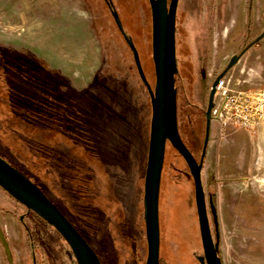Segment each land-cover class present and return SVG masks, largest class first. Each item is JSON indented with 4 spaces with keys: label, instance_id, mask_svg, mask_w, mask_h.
<instances>
[{
    "label": "rangeland",
    "instance_id": "rangeland-1",
    "mask_svg": "<svg viewBox=\"0 0 264 264\" xmlns=\"http://www.w3.org/2000/svg\"><path fill=\"white\" fill-rule=\"evenodd\" d=\"M113 5L153 88L148 1ZM177 18V127L199 160L210 87L264 32V0H181ZM223 80L230 90L264 89V36ZM212 117L201 183L216 193L218 256L264 264V122L248 131ZM150 120L148 93L102 0H0V156L44 191L101 264H145ZM24 212L0 188V264L4 243L14 264H76L58 233ZM158 221V264H201L193 181L169 143Z\"/></svg>",
    "mask_w": 264,
    "mask_h": 264
},
{
    "label": "water",
    "instance_id": "water-1",
    "mask_svg": "<svg viewBox=\"0 0 264 264\" xmlns=\"http://www.w3.org/2000/svg\"><path fill=\"white\" fill-rule=\"evenodd\" d=\"M151 14V54L154 68V86L148 83L142 70L136 47L123 30L118 13L111 8V16L128 46L141 83L144 85L151 106L147 161L143 183V219L147 256L145 264L159 263V221L158 196L160 175L166 143L186 163L194 185V199L198 228L203 251L201 264H221L217 247L213 242L206 212L205 198L201 183V168L206 152L210 122L213 119V99L216 85L225 73L250 46L258 42L264 32L246 46L238 55L232 56L223 72L213 81L209 90L205 111V134L201 157L197 163L180 138L176 118L175 75V13L177 0H148ZM0 188L16 202L24 206L52 227L68 245L76 264H101L98 257L76 228L44 193L15 167L0 157ZM2 243H4L2 239ZM3 246H6L3 244ZM7 249V248H6Z\"/></svg>",
    "mask_w": 264,
    "mask_h": 264
},
{
    "label": "built area",
    "instance_id": "built-area-1",
    "mask_svg": "<svg viewBox=\"0 0 264 264\" xmlns=\"http://www.w3.org/2000/svg\"><path fill=\"white\" fill-rule=\"evenodd\" d=\"M213 116L221 126L255 131L264 122V89L230 90L221 78L216 85Z\"/></svg>",
    "mask_w": 264,
    "mask_h": 264
},
{
    "label": "flooded vegetation",
    "instance_id": "flooded-vegetation-1",
    "mask_svg": "<svg viewBox=\"0 0 264 264\" xmlns=\"http://www.w3.org/2000/svg\"><path fill=\"white\" fill-rule=\"evenodd\" d=\"M103 2H104V4L106 5V7L108 8V10L111 12V8H114V5H113V0H102ZM148 1V0H147ZM169 2H170V0H167V5H169ZM180 2H181V0H177V3H176V13H175V45H176V36H177V31H178V28H177V26H178V18H177V12H178V10H179V6H180ZM148 4H149V2H148ZM188 5V4H187ZM190 6H192V5H188V8L190 7ZM150 7V6H149ZM115 9V8H114ZM255 40V39H254ZM253 40V41H254ZM252 41V42H253ZM252 42H250V43H252ZM249 43V44H250ZM249 44H247V46L249 45ZM256 43H254L253 45H255ZM252 45V46H253ZM251 47V46H250ZM249 47V48H250ZM176 49V48H175ZM176 58V57H175ZM211 88V87H210ZM175 91H176V88H175ZM176 96H177V91H176ZM204 134H205V128H204ZM182 140V139H181ZM203 140H204V137H203ZM203 140H202V147H203ZM167 144V143H166ZM185 145V144H184ZM207 146H208V144H207ZM202 147H201V152H202ZM188 149V148H187ZM188 151L191 153V155L193 156V158L195 159V161L198 163L199 162V160H200V158H199V160H197L196 158H195V156L193 155V153L188 149ZM206 152H207V148H206ZM206 152H205V155H204V157L206 156ZM1 157V156H0ZM200 157H201V155H200ZM1 158H3V157H1ZM182 158V157H181ZM5 161H7L5 158H3ZM203 160H204V158H203ZM8 162V161H7ZM10 165H12L11 163H9ZM186 164V163H185ZM13 166V165H12ZM187 166V165H186ZM14 167V166H13ZM202 167H203V163H202ZM16 168V167H15ZM188 168V167H187ZM17 169V168H16ZM202 169V168H201ZM18 170V169H17ZM188 171H189V169H188ZM189 174H190V171H189ZM190 176H191V174H190ZM192 178V177H191ZM30 180V179H29ZM192 181H193V179H192ZM33 183V182H32ZM193 187H194V185H193ZM2 190V189H1ZM4 192V191H3ZM203 192H204V198H205V205H206V212H207V217H208V221H209V226H210V221H211V223H212V227L210 228V231H211V236H212V239H213V242H214V244L216 245V247H217V253L219 252V245H218V241H219V238H220V236H219V231H218V225H217V222H216V220H217V212H216V208H215V205H214V203H213V201H214V199L216 198V193H213V192H211V191H208V192H206L205 193V191L203 190ZM5 193V192H4ZM6 194V193H5ZM8 195V194H7ZM10 197V196H9ZM11 198V197H10ZM12 199V198H11ZM13 201H15L14 199H13ZM15 203L17 204V205H20L21 207H23L24 208V210H25V212L23 213V215H25V214H32V215H34L35 217H37V218H39L38 216H36L34 213H32L31 211H27V209L24 207V206H22L21 204H19L18 202H16L15 201ZM196 208V207H195ZM60 211V210H59ZM61 212V211H60ZM21 217V219L23 220V216H20ZM39 219H41V218H39ZM42 220V219H41ZM68 220V219H67ZM144 220V219H143ZM42 222H44L43 220H42ZM45 223V222H44ZM26 229V228H25ZM27 236H28V238H29V236H30V234L28 233V231H27ZM59 235V234H58ZM60 236V235H59ZM82 236V235H81ZM61 237V236H60ZM83 237V236H82ZM62 238V237H61ZM84 238V237H83ZM84 240L86 241V239L84 238ZM5 242V241H4ZM87 242V241H86ZM66 243V242H65ZM6 246H3V249H4V253H5V260H6V264H14V261H13V259H12V256H11V253H10V250H9V246L6 244V243H4ZM87 244L90 246V244L87 242ZM6 247H7V249H6ZM91 247V246H90ZM91 249L94 251V249L91 247ZM94 253L96 254V252L94 251ZM96 256H97V254H96ZM98 257V256H97ZM75 260V259H74ZM43 261V259H42V257L40 258V262H42ZM46 261V263L48 262V264H52L53 263V261L51 260V259H46L45 260ZM100 261V260H99ZM101 263V262H100ZM32 264H37L36 263V260L35 259H33V261H32ZM41 264V263H40Z\"/></svg>",
    "mask_w": 264,
    "mask_h": 264
},
{
    "label": "crops",
    "instance_id": "crops-1",
    "mask_svg": "<svg viewBox=\"0 0 264 264\" xmlns=\"http://www.w3.org/2000/svg\"><path fill=\"white\" fill-rule=\"evenodd\" d=\"M261 136H262V141H261V143H260V150L262 151V167H263V165H264V128L261 130ZM255 151H257V150H255ZM262 175H264V174H262Z\"/></svg>",
    "mask_w": 264,
    "mask_h": 264
},
{
    "label": "trees",
    "instance_id": "trees-1",
    "mask_svg": "<svg viewBox=\"0 0 264 264\" xmlns=\"http://www.w3.org/2000/svg\"><path fill=\"white\" fill-rule=\"evenodd\" d=\"M128 36V35H127ZM132 40V39H131ZM133 42V41H132ZM134 44V43H133ZM19 171V170H18ZM23 174V173H22ZM24 175V174H23ZM24 176H26V175H24ZM27 177V176H26ZM28 179H30L29 177H27ZM30 181L31 182H33L39 189H40V187L33 181V180H31L30 179ZM41 191H42V189H40ZM43 193H44V191H42ZM45 194V193H44ZM47 197V196H46ZM48 198V197H47ZM52 202V201H51ZM54 204V203H53ZM56 206V205H55ZM57 207V206H56ZM58 208V207H57ZM59 209V208H58ZM60 210V209H59ZM63 214V213H62ZM64 215V214H63ZM64 241V240H63Z\"/></svg>",
    "mask_w": 264,
    "mask_h": 264
}]
</instances>
